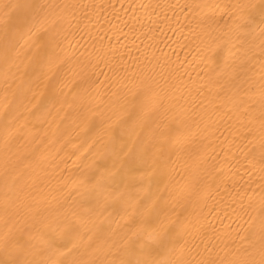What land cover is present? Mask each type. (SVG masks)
<instances>
[{"label": "bare ground", "instance_id": "1", "mask_svg": "<svg viewBox=\"0 0 264 264\" xmlns=\"http://www.w3.org/2000/svg\"><path fill=\"white\" fill-rule=\"evenodd\" d=\"M264 264V0H0V264Z\"/></svg>", "mask_w": 264, "mask_h": 264}, {"label": "snow or ice", "instance_id": "2", "mask_svg": "<svg viewBox=\"0 0 264 264\" xmlns=\"http://www.w3.org/2000/svg\"><path fill=\"white\" fill-rule=\"evenodd\" d=\"M145 264H147V262H145Z\"/></svg>", "mask_w": 264, "mask_h": 264}]
</instances>
